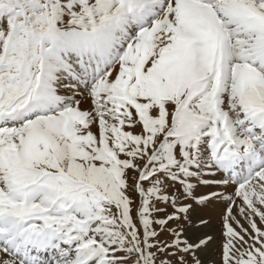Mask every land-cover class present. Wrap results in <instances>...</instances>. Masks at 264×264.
<instances>
[{
  "label": "snow or ice",
  "instance_id": "1",
  "mask_svg": "<svg viewBox=\"0 0 264 264\" xmlns=\"http://www.w3.org/2000/svg\"><path fill=\"white\" fill-rule=\"evenodd\" d=\"M0 264H264V0H0Z\"/></svg>",
  "mask_w": 264,
  "mask_h": 264
}]
</instances>
